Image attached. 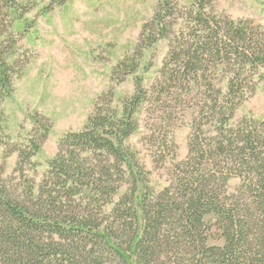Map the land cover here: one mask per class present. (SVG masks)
Instances as JSON below:
<instances>
[{"label": "trees", "instance_id": "trees-1", "mask_svg": "<svg viewBox=\"0 0 264 264\" xmlns=\"http://www.w3.org/2000/svg\"><path fill=\"white\" fill-rule=\"evenodd\" d=\"M213 4L157 1L133 56L112 72L121 81L144 48L164 41L149 88L135 77L120 111L112 90L102 94L83 129L60 139L39 181L28 171L49 120L36 114L27 139L5 145L3 157L16 152L17 160L10 175L0 168V264H264V123L235 118L264 78V28ZM20 8L0 0V104L23 68L9 60ZM143 105L157 135L154 161L168 175L158 191L126 143ZM188 111L187 152L167 160V128Z\"/></svg>", "mask_w": 264, "mask_h": 264}, {"label": "rangeland", "instance_id": "rangeland-1", "mask_svg": "<svg viewBox=\"0 0 264 264\" xmlns=\"http://www.w3.org/2000/svg\"><path fill=\"white\" fill-rule=\"evenodd\" d=\"M17 1L22 14L11 27L18 33V41L9 60H20L23 68L13 81L12 94L0 104V168L3 176L11 174L17 153L4 158V147L24 142L34 116L40 115L49 120L51 128L31 158L35 166L28 171L39 181L60 139L83 129L102 94L112 90V106L120 111L123 100L134 91L135 77H141L143 87L149 88L166 45L160 41L144 48L136 59L135 71L117 81L112 79L113 68L133 56L142 27L153 16L158 0H66L60 5L53 2L50 7L51 0ZM213 6L218 12L249 18L264 28V0H214ZM136 117L138 127L126 143L149 171L150 185L158 191L168 175L154 161L158 142L146 105ZM243 117L264 123V78L237 108L235 118ZM191 118L188 111L167 128V160L184 158ZM236 184V179L231 180L229 188Z\"/></svg>", "mask_w": 264, "mask_h": 264}]
</instances>
